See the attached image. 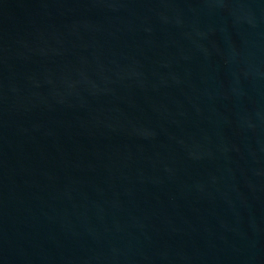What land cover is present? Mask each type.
<instances>
[{
    "label": "water",
    "instance_id": "95a60500",
    "mask_svg": "<svg viewBox=\"0 0 264 264\" xmlns=\"http://www.w3.org/2000/svg\"><path fill=\"white\" fill-rule=\"evenodd\" d=\"M0 264H264V0H0Z\"/></svg>",
    "mask_w": 264,
    "mask_h": 264
}]
</instances>
